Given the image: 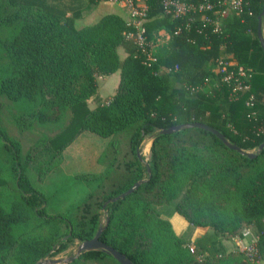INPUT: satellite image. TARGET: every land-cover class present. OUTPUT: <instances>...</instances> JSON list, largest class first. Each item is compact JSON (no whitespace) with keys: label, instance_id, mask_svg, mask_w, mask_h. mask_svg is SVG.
Returning a JSON list of instances; mask_svg holds the SVG:
<instances>
[{"label":"trees","instance_id":"obj_1","mask_svg":"<svg viewBox=\"0 0 264 264\" xmlns=\"http://www.w3.org/2000/svg\"><path fill=\"white\" fill-rule=\"evenodd\" d=\"M115 1L0 0V59L6 60L0 67V95L26 107L15 117L17 130H6L0 115V143L11 160L8 169L0 159V197L8 170L19 195L8 208L0 203V264H34L51 254L62 235L66 241L93 237L101 207L106 216L100 239L134 264H262L264 147L258 151V146L264 141V49L257 26L264 0H243L240 14L212 0L213 10L178 16L165 10V0H133L139 8L146 6L143 46L136 22ZM89 14L93 21L81 24ZM205 16L216 19L220 30L214 31L211 22L204 25ZM3 28L9 30L5 37ZM224 64L251 70L248 91H235L223 80ZM117 71L116 92L102 99L98 78ZM191 121L210 124L255 154L239 152L201 127L162 132ZM35 122L62 126L28 145L24 154L17 131ZM84 130L109 137L100 160L106 169L80 175L96 185L74 215L49 214L40 206L45 195L27 169L34 168L43 180ZM146 134L153 136L149 161L137 154ZM140 179L130 194L110 200ZM175 199L176 212L208 229L203 236L208 241L196 239L201 256L152 205ZM32 216L51 234L21 231ZM249 226L261 262H252L244 250L215 244ZM93 260L121 264L102 250L84 251L68 264Z\"/></svg>","mask_w":264,"mask_h":264},{"label":"rangeland","instance_id":"obj_2","mask_svg":"<svg viewBox=\"0 0 264 264\" xmlns=\"http://www.w3.org/2000/svg\"><path fill=\"white\" fill-rule=\"evenodd\" d=\"M126 13L130 16L131 11L128 6H123ZM93 15L86 16L81 21V24L89 23L93 21ZM8 28H3L1 31V37H5L8 35ZM0 51V56H2ZM0 59V67L6 60L1 62ZM0 104L2 107L0 108V115L5 121L3 125L6 130L8 126L14 127L15 125V117L19 115L26 107L23 106L21 103L14 102L8 100L4 96L0 95ZM8 121V122H7ZM10 123V124H9ZM57 126V125H56ZM49 127L46 125H40L39 123L35 122L33 126L26 130L20 131L18 130L16 137L18 136L19 140L22 139V151L25 154L28 145L33 143L39 137L45 135H51L58 131V129L62 126ZM152 134H146L143 138L140 152L141 155L144 157L145 161H149L150 159V149L152 144ZM109 137L99 135L95 132L90 130H84L80 136L75 139L64 151V156L62 162L51 170L48 175L43 179L39 180L37 174L32 167H28L27 174L30 177L31 182L33 185L39 189L45 195V201L40 205L46 212L49 214H55L59 212H64L67 214L74 215L80 209V205H82L87 199L88 195L91 190H93L96 182L92 181H85L83 180L80 175L88 172H101L106 169V165L100 163L101 157L103 153L106 151L105 148L109 145ZM149 143V148L147 149L146 145ZM22 154V156H24ZM0 159L4 161L7 168L9 169L11 165L10 156L6 153L0 143ZM7 177V185L4 187V193L2 198L0 197V203L3 207H9L12 203L15 196L17 198L18 192L16 191L15 181L10 174L9 170L6 174ZM95 190V188H94ZM12 191V192H11ZM9 194H11L9 196ZM177 199L162 202V203H153V207L156 208L164 217L173 220L175 223L177 218H182L175 210V203ZM9 203V204H8ZM8 205V206H7ZM39 208V206H37ZM101 213V223L104 224L106 212L104 211L103 207L100 208ZM178 215L176 218L175 216ZM37 218L32 216V220L29 224L22 227L21 231L29 232V236H47L51 234V228L48 227L46 224L40 223ZM244 228V227H243ZM242 228V229H243ZM252 233H254L253 226H249ZM245 229V228H244ZM243 229V230H244ZM64 230V229H61ZM205 230V229H204ZM192 231L189 232V229L183 233V238L185 239L187 246L190 248L192 253L196 256H201L203 253L202 250L197 246L196 237L199 236L197 231L196 233L191 234ZM195 236V237H194ZM67 236H63L59 238V240H55L53 242V247L51 250V254L47 256L49 259H65L66 262H61L60 264H68L71 260H68L70 257L74 256L77 252V246L80 242L79 240L75 239L72 241L67 240ZM248 238H242V232L235 235L234 237H227L224 240V237H221L220 240L215 242L217 246L224 244L227 246L225 249L230 250L232 252H239L242 251L244 248V244L247 242ZM199 240L201 241H208L202 235L200 236ZM224 240V241H223ZM63 244V247L61 246ZM81 254H79L76 258H79ZM74 258V259H76ZM43 259V258H42ZM73 259V260H74ZM264 264V260L262 261ZM37 261L34 263L36 264ZM12 264H15V261H12ZM77 264H112L108 261H99L93 260L90 262H81Z\"/></svg>","mask_w":264,"mask_h":264},{"label":"built area","instance_id":"obj_3","mask_svg":"<svg viewBox=\"0 0 264 264\" xmlns=\"http://www.w3.org/2000/svg\"><path fill=\"white\" fill-rule=\"evenodd\" d=\"M119 3L123 6H128L131 11V16L136 22L137 25V32L136 38L140 46H143L146 42L145 40V28H144V21L146 15V6L139 8L134 5L133 0H119ZM219 3L224 6H228L233 8L236 11V14H240L243 10V0H219ZM164 8L167 12L173 14L174 16H178L184 14L189 11H209L214 9V2L212 0H205L204 2L199 3L198 5L195 4H186L182 0H165ZM224 13V11H223ZM204 25L211 22L214 25V31L220 30L219 23L216 19L205 16ZM187 27H190V24H187ZM144 48V47H143ZM145 50V48H144ZM149 57L153 58L151 54ZM221 71H223V80L226 81L228 84L233 86V90L235 91H248L250 89L249 78L251 76V70L245 68L243 66H239L238 68L227 69L226 64L222 66ZM254 100V96H249L247 100L248 105H252ZM242 238H248L247 242L244 244V252L248 255L252 262H261L262 259L259 258L257 255V238L253 236L249 227L245 228L242 231Z\"/></svg>","mask_w":264,"mask_h":264},{"label":"water","instance_id":"obj_4","mask_svg":"<svg viewBox=\"0 0 264 264\" xmlns=\"http://www.w3.org/2000/svg\"><path fill=\"white\" fill-rule=\"evenodd\" d=\"M263 20H264V5H263V9L261 13L258 15V26H257V33L260 39V43H261L262 48L264 49V21ZM190 127H201V128L210 130L211 132L216 134L229 147L234 148L238 150L239 152L247 153L249 156H253L255 154L253 151H246L240 146H238L237 144L231 142L224 133H222L215 127L211 126L210 124H207L204 122H198V121L182 122V123H178V124L172 125L167 128H163L162 132L170 133V132H174V131H178V130H182V129L190 128ZM263 147H264V141L258 146V151L261 150ZM137 154L139 157H141V152L139 149H137ZM148 169H150L149 166H148ZM143 181L144 179H140L136 181L128 189L112 197L110 200L116 201L119 198L125 197L126 195L134 191ZM104 227H105V224L101 223L93 237L81 240L78 243L76 254L70 257L68 260L72 261L74 258H76L79 254H81L84 251L102 250L108 253L109 255L113 256L121 264H134V262L124 253H122L121 251L113 247L112 245L107 244L106 242L100 239V234L102 233ZM66 261L67 260L65 259H49L45 257L43 259L38 260L36 264H60L61 262H66Z\"/></svg>","mask_w":264,"mask_h":264},{"label":"crops","instance_id":"obj_5","mask_svg":"<svg viewBox=\"0 0 264 264\" xmlns=\"http://www.w3.org/2000/svg\"><path fill=\"white\" fill-rule=\"evenodd\" d=\"M118 1H115V3H117ZM119 5H121V7H123L122 4H120L118 2ZM124 9V8H123ZM161 33H164V31H160ZM99 80V89H98V94L102 99H107L109 98L111 95H113L116 92L117 86L119 84L120 81V72H114L110 75H106V76H100L98 78ZM89 104L91 107H94L97 104V100L94 99V97L89 99ZM77 139V138H76ZM69 146V145H68ZM67 146V147H68ZM67 147L64 149V151L67 149ZM64 151H63V156H64ZM178 213V212H177ZM182 218L178 219V215H176L175 217L177 218L175 223L173 220H170L174 230L176 231V233L180 236H183V233L189 229V232H191V234L193 233H198L199 236L196 237V239H199L200 236H204L205 233L208 231V229L206 228H202V227H198V226H194L192 223H190L183 215H181L180 213H178ZM168 219V218H167ZM205 229V230H204ZM195 237V236H194ZM226 238H224L225 240ZM223 240V241H224ZM223 242H221L220 245L224 246L225 248L227 246H225V242L224 244H222ZM230 251V250H228Z\"/></svg>","mask_w":264,"mask_h":264},{"label":"bare ground","instance_id":"obj_6","mask_svg":"<svg viewBox=\"0 0 264 264\" xmlns=\"http://www.w3.org/2000/svg\"><path fill=\"white\" fill-rule=\"evenodd\" d=\"M146 147H147V149L150 147V146H149V143H147Z\"/></svg>","mask_w":264,"mask_h":264}]
</instances>
